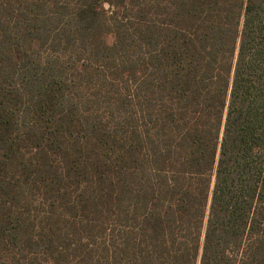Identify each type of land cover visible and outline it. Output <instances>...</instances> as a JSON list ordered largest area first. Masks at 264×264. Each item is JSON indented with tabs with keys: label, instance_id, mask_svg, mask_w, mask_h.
<instances>
[{
	"label": "trees",
	"instance_id": "16d2710c",
	"mask_svg": "<svg viewBox=\"0 0 264 264\" xmlns=\"http://www.w3.org/2000/svg\"><path fill=\"white\" fill-rule=\"evenodd\" d=\"M110 75L112 132L78 93ZM89 219L81 264H264V0H0V264Z\"/></svg>",
	"mask_w": 264,
	"mask_h": 264
},
{
	"label": "rangeland",
	"instance_id": "374dc122",
	"mask_svg": "<svg viewBox=\"0 0 264 264\" xmlns=\"http://www.w3.org/2000/svg\"><path fill=\"white\" fill-rule=\"evenodd\" d=\"M104 8L106 9V16L108 17L114 16V11L117 13V9L115 7L112 8L105 4ZM118 14H125V10L121 8L118 9ZM111 30H114V26L111 28ZM105 40L107 43H112L114 40L113 32L106 34ZM127 83L125 81V77L122 79L121 77L112 75L106 78H102L101 76L100 78L90 82L88 87H83V90L78 91V93L87 95L84 99L86 102L89 100L87 103L88 106L91 105L93 108L98 109L99 114L102 115L103 121L105 122L106 126L109 127L111 132L116 129V122L120 120L118 106L121 101L120 98L123 99L124 92L127 91L129 87ZM93 100L97 101V106L93 104ZM24 151L25 150H22V152ZM88 190L91 192L90 187ZM74 194L75 193L73 192L72 195ZM75 196L77 198L79 197L77 193ZM33 200L34 203L45 201V199L40 194L35 195ZM45 204L46 202L44 205ZM91 221V219L88 220V226L81 233V240L79 241L78 239L77 242L72 241V243L69 244V247L65 252V254L68 256V264H81L82 256H85L84 253H90L92 257H94V260H97L101 254V251L103 250V246H106L109 250H111L110 253L114 251V248L117 245V238L114 233L109 231L113 228L112 221L107 226H104L107 230L104 231V233L99 232L98 227H95ZM104 262L105 261L101 263L99 261V264H109ZM85 263L86 262L83 261V264Z\"/></svg>",
	"mask_w": 264,
	"mask_h": 264
}]
</instances>
